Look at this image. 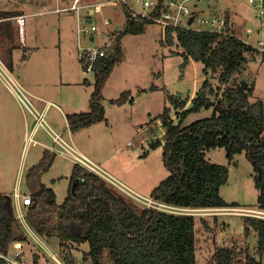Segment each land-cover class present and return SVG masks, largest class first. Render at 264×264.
<instances>
[{
    "label": "rangeland",
    "instance_id": "obj_1",
    "mask_svg": "<svg viewBox=\"0 0 264 264\" xmlns=\"http://www.w3.org/2000/svg\"><path fill=\"white\" fill-rule=\"evenodd\" d=\"M72 1L60 0L59 5L66 6ZM107 1L109 0H82L81 3L97 4ZM224 2L230 5L231 11L238 13L237 16L234 15L233 17L232 31L235 35H239L254 46L258 44V40H264V19L261 21L255 17L256 10L247 0H223L219 2V5H214L222 7ZM47 4L56 8V0H3L0 8L18 11L24 7L23 5H27L24 7L26 10L23 11L28 13L35 12L40 9L39 7ZM87 10V7L81 10L82 26L86 23L83 17ZM48 12L35 13L27 19V45L32 46L27 53L30 58L25 63L22 60L25 50L18 38L16 20L10 19L3 22L2 26L8 30L0 33V53L18 81L25 87L24 72L27 71L30 74L28 80H31L32 75V79L38 84L37 88L45 91L51 85L49 83L51 77H54V73L50 70L53 63L57 64L56 66L52 65V69L56 68L55 75L60 71L61 82V77L65 78V69H67V74L69 71L75 73L78 71L77 68L83 64L82 60L79 59L81 47L87 45L101 46L105 42L103 36L95 41L88 39L86 32L84 35L86 37L81 40L79 48L76 42V17L74 15L76 10L66 13ZM67 13H71L74 17L65 18V22L60 21L62 32L59 35V30L55 25L58 24L60 15ZM91 17L93 23L99 26V29L95 31L98 36L102 30L113 28L112 19L117 20L122 25L121 29L123 30L126 19L122 6L108 5L107 3L104 4L101 12L91 14ZM105 18H109L111 23L104 25ZM47 21L52 22L51 27H54L53 29H48L45 25ZM60 26L58 28H61ZM67 27L69 31L63 38L66 45L63 44L64 52L59 50V59L53 53L36 49L38 41L39 44L53 47L52 36H57L59 40ZM163 38V27L150 23H147L143 33L124 34L121 40L123 57L115 65L108 81H106V87L103 89L105 120L92 124L88 129L80 128L75 131L73 137H69L67 121H65L63 114H53L50 111L46 116V121L51 125L54 123V117L55 123H58L57 129L63 132L68 140H73L75 145L88 157L145 196L150 195L153 187L165 179L169 173L162 157V146H153V142L162 139L165 132L161 119L158 118L159 115L164 112L166 107H169L172 118L178 121L180 109L174 106L171 99L175 97L183 99L185 97L188 99L187 106H189L191 98L201 88L206 77L202 62L195 61L193 64L190 63L183 67V49L177 43L173 45L163 43ZM10 48L14 49L10 50ZM61 56L63 57L61 58ZM262 57L263 54L260 56L255 53L248 54L250 62L245 74L255 85L254 94L251 96L253 101L259 100V98L264 100V58ZM254 58L257 59L253 61ZM83 70L90 83L73 86L71 90L73 101L87 99L88 95L90 98L94 90V70H85V68ZM41 80H45V83L40 84ZM212 81L216 84L218 80L213 78ZM152 86L154 88H151ZM123 94L122 99L117 101ZM31 100L36 104L33 94ZM82 104L85 105H78L77 110L87 111V103L83 102ZM70 109L71 107H68L67 113L72 112ZM205 113V111L190 113L187 122H192ZM35 120L36 113L30 111L26 104L20 101L17 95L0 80V173L3 189L8 194L11 193V196L19 182L21 193L30 194L24 177L25 172L33 164L40 161L38 157L46 150V147L40 143L41 141L50 145L55 144L44 126H41L37 132H32L36 123ZM207 156L213 162L229 166L230 176L221 187L220 194L229 203L234 202L238 207L194 211L197 218L198 264H216L212 257L215 247L218 245L235 247L237 264H248L250 257H254L261 261V264H264V254L261 256L258 250L257 232L251 230L247 234L244 231L245 216H262L258 213L259 193L255 187L252 163L244 152L236 154L235 158L230 160L226 156L224 147L209 149ZM55 160V164L45 172L44 179L46 180L43 179V181L53 185L52 187L57 194V202L61 204L65 200L64 196L67 191L69 193L71 180L66 178L65 174L70 170L71 159H67L58 153ZM111 187L123 195L120 190L114 186ZM125 197L135 202L139 208L144 207V205L137 203L133 197L126 195ZM202 218L206 220L208 225L201 221ZM40 237L53 254L60 256L61 241L59 236ZM26 244L32 252L38 247L39 249L36 251L40 255L43 254V261L39 264H58L57 260L39 244L36 247L32 240ZM72 247L78 261L85 264L91 263V259H87L85 254L89 250V243L72 244ZM15 249L11 252H15ZM32 252L28 251L27 253L30 259Z\"/></svg>",
    "mask_w": 264,
    "mask_h": 264
},
{
    "label": "trees",
    "instance_id": "obj_2",
    "mask_svg": "<svg viewBox=\"0 0 264 264\" xmlns=\"http://www.w3.org/2000/svg\"><path fill=\"white\" fill-rule=\"evenodd\" d=\"M15 13L9 11L2 15ZM226 22L225 31L219 33L168 27L163 38V43H177L183 49V67L190 59L202 62L206 76L189 106L185 97L171 99L180 109L178 121L172 118L169 107L158 117L165 132L153 146H162L169 173L153 187L150 195L166 205L192 209L238 207L220 194L230 176L229 166L213 162L207 156L209 149L224 147L230 160L241 152L247 155L259 193L258 209L264 210V100H252L255 85L245 74L250 62L248 54L256 53L257 49L233 33L230 12L226 13ZM147 23L126 13L125 26L113 47L94 63L95 84L90 110L67 115L72 130L106 119L103 89L123 57L121 40L125 33H143ZM83 66L85 68V64ZM213 78L218 80L216 84ZM122 96L124 94L117 101ZM202 111L205 115L187 122L190 113ZM54 158L55 153L46 149L40 161L25 172L33 200L27 206V217L41 235L59 236L60 246L66 250L67 264H77L70 245L72 241L89 243L85 254L91 258V264H198L195 214L139 208L117 193L105 178L77 163L72 168L69 193L58 204L55 190L41 179ZM76 179L79 183L73 191ZM201 221L208 225L204 218ZM251 230L257 232L258 250L263 256V216H245L244 231L248 234ZM27 239L15 216L13 199L2 192L0 180V251L8 253L15 242ZM39 258L35 253L34 264L40 263ZM212 258L216 264H237V250L229 245H218ZM4 263L0 257V264ZM248 264H261V261L250 257Z\"/></svg>",
    "mask_w": 264,
    "mask_h": 264
},
{
    "label": "built area",
    "instance_id": "obj_3",
    "mask_svg": "<svg viewBox=\"0 0 264 264\" xmlns=\"http://www.w3.org/2000/svg\"><path fill=\"white\" fill-rule=\"evenodd\" d=\"M2 1L3 0H0V5ZM59 1L60 0H56V8L54 9L56 12H66L70 9L79 11L82 8L81 0H73L71 4L66 6H60ZM221 1L223 0H112L109 1V3L111 5L122 6L123 11H125V15L127 13L131 18H134L140 22H143V20H145L150 24H156L163 27V32L165 36V32L168 27H175L180 29L187 28L197 31L206 30L209 32L218 33L225 31V27L227 24L226 13L221 9H217L216 7V5H219V2ZM247 2L256 10L255 17L263 21L264 0H247ZM94 6L97 10L101 9V6H99V4H96ZM2 10L3 9L0 8V33L2 31L3 22L10 19L16 20V24L18 27V38L21 43V46H23L24 48L27 47L25 25L29 14L22 12L15 15L4 16L1 14ZM191 18L192 20L190 21ZM88 19H86L85 25L80 30L85 33L87 32L90 38H93L91 39L93 41H95L99 37H105V42L101 46L87 45L86 47H81L80 55L83 64H85V69L94 70V63L100 56H105L106 53L113 47V43L116 37L118 36L119 31H121L122 29L119 27H113L110 29L106 28L105 30H102L98 36L95 31L99 29V26L93 23V19H91V21H89ZM110 23L111 20L109 18H105L104 24L108 25ZM258 44L259 49H256L264 51V40H258ZM0 78L2 79L3 83L8 87V89L10 91L12 90L17 95L18 99L26 104L27 108L30 111L36 113V123L33 126L32 132L35 133L41 126H44L47 133L50 135V137H52V140L55 142V144H52L51 147H49L50 150H52L56 154L59 153L64 157L73 159L75 163L81 165L88 171L91 170L100 175L102 178H105L108 183H110L116 189L120 190L124 196H131L137 201V203H139L140 205H144V207L142 206V208L154 207L165 211L168 210L171 212L183 214H195L194 211L196 210L203 211L205 209H215H192L188 207H175L169 204L166 205L162 202L155 200L151 195L145 196L140 192L136 191L129 184L127 185L125 182H123L121 179H119L112 173L107 172L93 159L81 153L71 140H66L59 132L55 131L52 126L49 125L48 122H46L44 112H39L36 110V107L34 106V103L31 100V95L26 90V88L22 84H20V82L13 74L12 70H10L9 67L6 65L1 53ZM12 199L15 216L16 218H18L20 226L28 240H32V243L34 241L36 247L37 244H39V246L44 248L49 253V255H51L57 260L58 264H67L64 259V256H66V250L60 247V256L53 254L50 248L42 241L36 229L33 228L31 223L29 222V219L27 217V206L32 204L33 200L30 194L21 193L20 182L15 187ZM258 213L264 217V210H259ZM28 240L17 241L15 252H12V254L11 252L4 253L0 251V257H2L5 261L4 264H34L33 254H35L36 252L40 255V253L36 251L39 248L37 247L36 250H34L33 252L31 250L32 254L30 259L27 255L28 248L25 247L26 243H29ZM72 244L77 243L72 241L70 243L71 247ZM42 255H40L39 262L43 261ZM86 258L91 259L90 257ZM77 264L85 263L77 260Z\"/></svg>",
    "mask_w": 264,
    "mask_h": 264
},
{
    "label": "crops",
    "instance_id": "obj_4",
    "mask_svg": "<svg viewBox=\"0 0 264 264\" xmlns=\"http://www.w3.org/2000/svg\"><path fill=\"white\" fill-rule=\"evenodd\" d=\"M109 1H112V0H109ZM109 1H107V2H99V3H97V4H99V6H101V9L100 10H97L96 9V7L94 6V5H96V3H81V5H82V8L79 10V11H76L75 13H74V15H75V20H76V35H77V40H76V42H77V45H78V47L80 48V43H81V40L84 38V37H86V36H84V35H86V33L85 32H82V30H80L83 26H82V22H81V13H82V9H84L85 7H87L88 8V10H87V12H86V14H85V16L83 17L84 18V20L86 21V19H88V18H92L91 17V14H94V13H99V12H101L102 11V9H103V7H104V4H108V5H111L110 3H109ZM81 2H82V0H81ZM59 4H60V1H59ZM24 7H26L27 5H23ZM55 6H56V4H55ZM230 5L229 4H227V3H225L224 2V4H223V6L221 7V6H216L217 7V9H221L222 11H224L225 13H227V12H230V14H231V17H232V19H231V21L233 22V17H234V15H238V13H235V12H233V11H231V9H230V7H229ZM24 7L23 8H18L19 10L17 11V10H15L16 11V13L15 14H18V13H22V12H24L23 10H26V9H24ZM40 9L39 10H37V11H35V12H28V14H29V16H31V15H35V13H38V14H40L41 12H48V11H52V12H48V13H61V12H56L54 9L55 8H53L50 4H47V5H43V6H41V7H39ZM52 8V9H51ZM32 8L30 7V10H31ZM71 10H74V9H70V10H67L68 12L69 11H71ZM9 11H13L12 9H9V10H6V9H3L2 10V12H1V14L4 12H9ZM32 11V10H31ZM66 11V12H67ZM66 12H64V13H66ZM15 14H10V15H15ZM10 15H4V16H10ZM29 16L27 17V19L29 18ZM71 16H73L71 13H67L66 15H60V20H59V22H58V26H60V21L61 20H63L64 22H65V18H67V17H71ZM74 17V16H73ZM125 17H126V15H125ZM6 21H9V20H6ZM112 21L114 22V24H113V27H116V28H122V25H120L119 23H118V21L117 20H114V19H112ZM125 21H126V19H125ZM27 22H28V20H27ZM26 22V25H25V27L27 26V23ZM234 23V22H233ZM104 24V23H103ZM125 24V23H124ZM45 25L48 27V29L49 28H51V29H53L54 27H51L53 24H52V22H50V21H47V22H45ZM57 25H55L56 26V28L59 30V35L61 34V32H62V27L61 28H58V26ZM104 25H106V24H104ZM16 26H17V24H16ZM125 26V25H124ZM2 28L4 29V27L2 26ZM3 29H2V33H3ZM6 29V28H5ZM56 29V30H57ZM58 30H57V32H58ZM68 31H69V28L67 27L66 29H65V31L62 33V36L59 38V40H58V38H57V36L56 37H53L52 36V38H51V40H52V44H53V47H51V46H46V44H39V41L37 42L38 44H37V48L36 49H39V50H44L45 52L47 51L48 53L50 52V53H53L55 56L57 55V58L59 59V50L60 51H62V52H64V50H63V44H65L66 45V43H65V39H63L66 35H67V33H68ZM88 35V34H87ZM50 38H49V40H50ZM90 38V36L88 35V39ZM90 39H93L92 37L90 38ZM58 41H59V43H58ZM28 43H27V27H26V46L27 47H25L24 48V50H25V52L23 53V55H22V60H23V62L25 63V62H27L28 60H29V58L30 57H28V55H27V53H28V51H29V48L32 46V45H27ZM42 45V46H41ZM254 46V45H253ZM23 47V46H22ZM33 47H36V46H34L33 45ZM59 47V48H58ZM254 47H256V48H258L259 47V44H257V45H255ZM14 48H10V50H13ZM49 49V50H48ZM58 50L57 52L55 51V50ZM259 49V48H258ZM80 50H81V48H80ZM55 51V52H54ZM60 54H62V53H60ZM255 54H259V56L261 55V54H264V51H260V50H257V52L255 53ZM26 55V58H24V56ZM65 55V54H64ZM264 56V55H263ZM63 56H61V58H62ZM66 57V56H65ZM262 58H264V57H262ZM28 59V60H27ZM79 59H80V61H81V57L79 56ZM257 58H254V59H252L253 61L254 60H256ZM25 60V61H24ZM27 60V61H26ZM190 62H189V64L191 63V64H193L195 61L194 60H192V59H190L189 60ZM80 64H81V62H80ZM188 64V65H189ZM50 65H51V63H50ZM52 65H54V66H56L57 64H55V63H53ZM52 65H51V72L52 73H54V77H51V81L49 82L51 85L46 89L47 91H45L44 89H38L37 88V86H38V84L36 83V81L34 80V79H32L33 78V76L31 75V80L29 81L28 80V78H29V76H30V74L26 71V72H24V79H26V81H25V83H24V85H25V88H26V90L29 92V94L32 96V94H33V97L36 99V101H35V103L36 104H34V106L36 105V108H37V110H40L39 112H44V114H45V120H46V116L48 115V113H50V111H52V113L54 114V113H59V114H63L64 115V117H65V121H67V115L69 114V113H73V112H88L89 110H90V108H91V102H90V98H89V96L90 95H88V98L87 99H79V100H77V101H73L72 99H71V90H72V88H73V86H75V85H78V86H82V85H87V83L89 82L90 83V81H89V79L88 78H86L85 76V72H84V70H83V68L84 67H82L84 64H81V66L79 67V68H77L78 69V71H76L75 73H71L70 71L68 72V74H67V69H65V72H66V74H65V78L63 79L62 77H61V82H60V71H59V73H57L56 75H55V69L56 68H53L52 69ZM66 65V64H65ZM25 69V68H24ZM26 70V69H25ZM86 70V69H85ZM113 72V71H112ZM111 75V74H110ZM66 76H68V77H66ZM110 77V76H109ZM109 77H108V79H109ZM0 80L2 81V79L0 78ZM18 80V79H17ZM108 81V80H107ZM3 82V81H2ZM45 83V80H41V82H40V84H44ZM88 83V84H89ZM21 84V83H20ZM5 85V84H4ZM23 85V84H22ZM43 87V86H42ZM105 87H106V85H105ZM104 87V88H105ZM149 88V87H148ZM148 88H145V90H148ZM151 88H154V86H152ZM12 91V90H11ZM43 91H45V92H43ZM62 91V92H61ZM13 92V91H12ZM83 102H85V103H87V105H88V107H87V111H84V110H77L78 109V105H85V104H82ZM112 105H113V103H111ZM68 107H71V109H70V111H72V112H69V113H67V109H68ZM89 108V109H88ZM54 109V110H53ZM47 122V121H46ZM53 125H51V124H49V125H51L52 126V128L55 130V131H57V132H59L66 140H68L66 137H65V135L63 134V132H61V131H59L58 129H57V127H58V123L56 122L55 123V121H54V117H53ZM89 126H91V125H89ZM88 126V127H89ZM88 127L87 128H84V129H88ZM46 130V129H45ZM67 130H68V136L69 137H73L74 135H75V131H77V130H72L71 128H70V126H69V122L67 121ZM37 132V131H36ZM50 136V135H49ZM71 139H69L68 141H70ZM72 142H73V140H71ZM42 142V141H41ZM40 142V143H41ZM45 145H44V144ZM43 143H41L44 147H46V149H48L49 151H52V150H50V148L49 147H51V145L49 144V143H47V142H43ZM74 143V142H73ZM75 144V143H74ZM77 147V146H76ZM78 148V147H77ZM78 150L81 152V153H83V154H85L84 152H82L79 148H78ZM23 151V150H22ZM53 152V151H52ZM54 153V152H53ZM86 155V154H85ZM42 156V155H41ZM41 156H39L38 157V159H40V157ZM57 156V154L55 153V157ZM62 156V155H61ZM87 156V155H86ZM64 157V156H63ZM88 157V156H87ZM67 159H71V158H67ZM55 162H56V160H55V158H54V162H53V164H52V166L55 164ZM74 164H75V162H74V160L73 159H71V165H70V170L68 171V173L67 174H65V177L66 178H68V179H70L71 180V172H72V168H73V166H74ZM51 166V167H52ZM45 174V173H44ZM44 174H43V176H42V180L44 179ZM0 180H1V190H2V192L5 194V195H7V196H10L11 198H13V195L11 196V193L10 194H8V192H6L4 189H3V180H2V177H1V173H0ZM44 180H46V179H44ZM48 187H50V188H53L52 186L53 185H51L50 183H48V182H44ZM70 183H71V181H70ZM54 189V188H53ZM55 190V189H54ZM56 192V191H55ZM14 193V192H13ZM68 195V191H67V193H66V195L64 196V198L66 197ZM56 197H57V194H56ZM58 203V202H57ZM59 204V203H58ZM37 233L40 235V236H44V235H41L38 231H37ZM28 240V239H27ZM29 241V240H28ZM16 243L17 242H15V244L11 247V249H10V251L9 252H11V251H13L14 249H15V247H16ZM81 244H83V243H80V244H78L77 243V245H81ZM25 247H28L27 246V244L25 245ZM28 251H31V249H29L28 248ZM73 252V251H72ZM12 253V252H11ZM36 253V252H35ZM73 254L74 255H76L74 252H73ZM34 255V254H33ZM77 256V255H76ZM75 256V257H76Z\"/></svg>",
    "mask_w": 264,
    "mask_h": 264
},
{
    "label": "water",
    "instance_id": "obj_5",
    "mask_svg": "<svg viewBox=\"0 0 264 264\" xmlns=\"http://www.w3.org/2000/svg\"><path fill=\"white\" fill-rule=\"evenodd\" d=\"M89 21H91V18L88 19ZM192 20V18L190 19V21ZM79 183V179H76L74 182H73V185H72V190L74 191L77 184Z\"/></svg>",
    "mask_w": 264,
    "mask_h": 264
}]
</instances>
